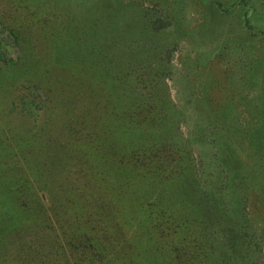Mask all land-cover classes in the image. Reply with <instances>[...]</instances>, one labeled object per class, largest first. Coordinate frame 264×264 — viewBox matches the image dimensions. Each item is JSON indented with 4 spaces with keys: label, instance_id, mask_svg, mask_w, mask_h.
Wrapping results in <instances>:
<instances>
[{
    "label": "rangeland",
    "instance_id": "rangeland-1",
    "mask_svg": "<svg viewBox=\"0 0 264 264\" xmlns=\"http://www.w3.org/2000/svg\"><path fill=\"white\" fill-rule=\"evenodd\" d=\"M149 20H156L154 29L159 27L151 37L147 35ZM120 34L133 35L131 44L116 47ZM86 43L103 51L94 49L85 55L80 50ZM136 49L137 59L144 51L145 57L148 49L154 50L147 58L152 62L162 50L159 71L149 78L161 83L159 99L169 97L174 107L166 127L153 125L152 129L172 134L170 141L180 133L181 162L187 155L184 139L200 124L218 122V132L227 137L233 152L223 140L216 162L225 166L227 161L237 183L234 198L242 191L246 194L244 213L253 246L245 264H264V152L258 151L264 142L260 139L264 131V0H0V264L63 261L59 263L58 257L48 262L50 241L40 239L43 245L29 247L19 214L34 213L46 223L40 210L47 211L41 204L48 207L67 197L84 199L89 190L87 200H96L97 208L112 204L121 217L126 213L135 217L137 201L128 196L118 201L119 195L133 196L156 186V180L149 179L156 167L153 162L149 169L137 164L136 173L132 165L119 169L122 151L130 154L132 150L122 140L116 149L109 146L114 138L106 131L111 127L107 112L92 105L98 99L116 102L108 87L111 75L105 71L116 61V66L128 62L118 51ZM124 73H114V79L120 81ZM79 131L90 134V141H102L100 149L106 151L89 147ZM53 144H59L58 151ZM192 154L190 159L200 173L204 158L196 149ZM142 169L150 174L140 177ZM240 185L246 189L240 190ZM81 208L75 211L81 223L72 226L73 233L87 235L102 257L92 262L90 251L85 253L82 246L73 257L72 248L62 242L56 250L66 264H147L149 259L161 264L159 260H164L158 247L171 241L169 237L160 241L155 235L149 239V233H142V214L131 223L120 218L125 231H119V225L109 230L108 223L93 221ZM214 219L209 218L204 227ZM211 237L215 238L213 233ZM22 241L26 248L18 252L16 244Z\"/></svg>",
    "mask_w": 264,
    "mask_h": 264
},
{
    "label": "trees",
    "instance_id": "trees-1",
    "mask_svg": "<svg viewBox=\"0 0 264 264\" xmlns=\"http://www.w3.org/2000/svg\"><path fill=\"white\" fill-rule=\"evenodd\" d=\"M155 22L156 20H149V24L147 23L148 27H146L150 28L147 33L148 37H151L154 34L153 31L155 32L156 28H159L155 27L154 29L153 24ZM132 38L133 35L120 34L116 47L117 45L121 46L125 44L127 46L131 44L130 39ZM146 43L143 44L145 47ZM150 43L151 41H149ZM97 47L86 43L80 51L85 52V55L91 54L94 49L103 51L101 50L102 48ZM118 52L125 55L128 62L120 63L119 66H116L118 63L116 61L115 68L109 67V71H105L107 75H111L112 80L110 78L108 87L112 90L110 94L115 97L116 102L112 100H103V102L98 99L93 101L92 105L95 109L107 112L105 115H108L111 127L108 130L106 129V131L110 135H113L112 138H114L112 142L109 141V146L112 149H116L118 148L117 144L122 140L125 148L132 150L130 154L127 151H122L119 156L120 160H118V163H121V165L115 162L119 165V169L122 170V165H132L136 173L135 166L137 164L141 165L143 169L147 167L149 169V166L152 167L151 164L153 162V165H156V167L153 166L150 173L154 174V177L149 172H143V169L139 172V176L150 174L149 179L152 181L156 180V186L143 189L142 192L140 190L138 194H134L133 196L119 195L121 199L118 201H122L126 196H128L127 199L133 198V200L137 201L136 205L139 209L135 217L131 216L130 213L129 215L126 213L121 217L112 204L107 205V208L103 210L97 208L96 200H92L91 202L87 200V197L91 195L88 193L89 190L85 191L84 199H71L67 197L65 202L59 203L60 200L53 201V204H49L52 207H45V204H41V208L44 207L47 211L44 210L45 214L43 210H40L43 217L40 216L46 223H41L38 217L35 218L34 213L28 214L23 212V214L19 215L22 216L20 222L25 223L28 231H25L23 227V232H27V235H29L27 244L29 243L30 247L32 244L37 246L41 243L40 239L50 241L51 247L49 246L48 252L50 254L48 256L49 263H54L53 261L60 257L58 262L60 263L63 260L61 264H66L63 256L59 252L57 253L56 250L57 246L60 248L62 242L72 248L73 251L70 253H72L73 257L82 246L85 253L90 251L91 254L87 255H89L92 262L101 259V251L97 252L95 245L88 243L87 235H80L79 232V234L73 233L72 226L81 223V220L78 218V212L75 211L78 208L82 209L81 207H84V212L88 216L94 217L93 221L104 224L108 223L106 227L109 230H115V226L119 225V231H125L119 219L122 218L124 222L131 223L142 214L143 216L140 217L144 224L142 233H149V237L151 236L149 239H155V235L157 239L160 238V241H166L168 237L171 241L170 245L166 244V246H161V248L158 247L164 253V260H159L161 264H245L247 260L246 253L253 246L250 243L252 238L250 224L246 221V214L244 213L246 194L242 191L240 195L234 198L237 183L231 177L232 171L227 161L223 162L225 166H222L220 162H216L218 159L216 158V154L218 153L219 155L223 140L226 143V147L228 146L229 151L233 152L229 142H226L228 140L227 137L218 132V122L209 121L205 125L200 124V127L198 124L199 128L189 131L188 139H184L187 150L186 161L188 160L189 163L187 164L185 160L181 162L178 157L181 148L177 146L179 143L177 140H180L178 136L180 133L178 135L176 133V136L170 141L172 134L165 136L160 131L161 129L157 131H153L152 129L153 125H156L155 128L161 127L163 129L166 127L167 117L169 122L174 107L173 102L168 99V96L167 99L163 97L159 99L157 87L161 83H157L156 79L149 78L151 76L154 77L159 71L158 62L160 63L163 59L162 50L157 52L158 54L154 57L153 62L147 59L149 53L154 52L151 49H148L147 56L144 57V51L138 59L136 56L137 49L134 52ZM113 53L115 54V52ZM61 60L62 58L57 56V62L61 63ZM52 66L54 67V64ZM102 71L103 69H101ZM122 71H125V73L120 81L116 78L114 79L113 74L122 73ZM149 72H152V74ZM114 80L118 81V83L115 84ZM76 85L79 88V84ZM161 87L163 90L165 84L162 83ZM207 103L210 105L213 102L209 101ZM214 105L213 103L212 106L215 107ZM208 111L212 113L213 110L211 108ZM117 112L120 115H117ZM209 116L213 117L214 114ZM79 126L83 130V127ZM82 126L86 127L83 123ZM173 129L176 132L175 127ZM104 133L106 134V132ZM79 137L83 138L82 140H85L88 143L87 145L93 147L95 151L100 150L101 153L102 151H106L104 148L100 149L103 145L102 141H90V134L87 132L79 131ZM260 139L264 141V131L261 133ZM262 143V146H259L260 150H258L260 153L264 152V142ZM113 145L116 147L114 148ZM58 146L59 144L52 145L55 151H58ZM195 149L204 158V161H200V173L199 169L196 168L197 165L194 164V159H190L191 156H194L192 153ZM50 155L52 153H49V158H51L52 165H54L56 162ZM117 155L114 151V158ZM229 156L231 157V155ZM131 160L135 164L130 163L129 161ZM259 169H263V167L260 166ZM121 173L125 174L123 171ZM109 176L112 177V173H109ZM245 187V185H240L239 189L244 190L246 189ZM59 189H62V186ZM195 193L198 194V200H194ZM235 199H238V201ZM77 200L80 201L77 202ZM125 202L127 203V201ZM174 204L175 206H173ZM236 204H240L242 207H234ZM91 206L92 211L89 209ZM214 217V221L209 224L211 226L204 227L208 223L209 218L212 219ZM89 221H91V218ZM59 223L62 224L59 225ZM58 229H60L59 233L57 232ZM212 233L215 238L211 237ZM170 235H173L172 239ZM210 238L214 240H210ZM111 242L114 243L113 240ZM41 244L43 245V243ZM16 245V247H19L18 252H23V248H26L24 241L22 243L18 242ZM13 249L15 250L14 244ZM103 250L105 252L107 246ZM10 254H12L11 251ZM108 255V261L110 262L111 252L108 251ZM185 256L187 257L185 258ZM103 257H106L105 253ZM192 258H196L198 261L195 262ZM157 261L149 259L147 264H157Z\"/></svg>",
    "mask_w": 264,
    "mask_h": 264
}]
</instances>
